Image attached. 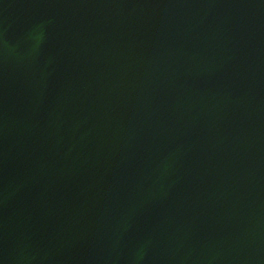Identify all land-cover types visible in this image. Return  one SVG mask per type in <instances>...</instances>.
<instances>
[{"label": "water", "instance_id": "1", "mask_svg": "<svg viewBox=\"0 0 264 264\" xmlns=\"http://www.w3.org/2000/svg\"><path fill=\"white\" fill-rule=\"evenodd\" d=\"M0 264H264V0H0Z\"/></svg>", "mask_w": 264, "mask_h": 264}]
</instances>
